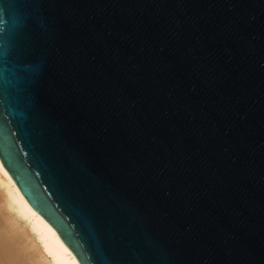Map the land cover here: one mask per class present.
<instances>
[{
	"label": "water",
	"instance_id": "95a60500",
	"mask_svg": "<svg viewBox=\"0 0 264 264\" xmlns=\"http://www.w3.org/2000/svg\"><path fill=\"white\" fill-rule=\"evenodd\" d=\"M0 161L80 264H264V0H0Z\"/></svg>",
	"mask_w": 264,
	"mask_h": 264
},
{
	"label": "bare ground",
	"instance_id": "6f19581e",
	"mask_svg": "<svg viewBox=\"0 0 264 264\" xmlns=\"http://www.w3.org/2000/svg\"><path fill=\"white\" fill-rule=\"evenodd\" d=\"M0 264H80L0 161Z\"/></svg>",
	"mask_w": 264,
	"mask_h": 264
}]
</instances>
